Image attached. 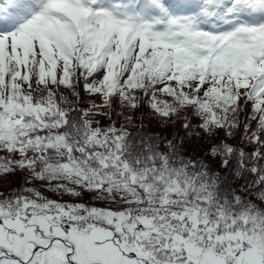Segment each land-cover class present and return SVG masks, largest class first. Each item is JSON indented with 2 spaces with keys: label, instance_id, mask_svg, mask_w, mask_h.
Instances as JSON below:
<instances>
[{
  "label": "snow or ice",
  "instance_id": "obj_1",
  "mask_svg": "<svg viewBox=\"0 0 264 264\" xmlns=\"http://www.w3.org/2000/svg\"><path fill=\"white\" fill-rule=\"evenodd\" d=\"M116 104L223 132L219 170ZM20 173L0 264H264V0H0V177Z\"/></svg>",
  "mask_w": 264,
  "mask_h": 264
},
{
  "label": "rangeland",
  "instance_id": "obj_2",
  "mask_svg": "<svg viewBox=\"0 0 264 264\" xmlns=\"http://www.w3.org/2000/svg\"><path fill=\"white\" fill-rule=\"evenodd\" d=\"M65 95L68 97L70 104L75 102V98L71 97L70 94L65 93ZM91 102H92L91 98L85 95L82 106L86 107ZM95 103L97 104L101 103L98 97L95 99ZM115 111L117 115L114 118L118 120V123L126 124L129 132L139 133L142 129V131H145L151 135H154L155 137H158L160 140H163V141L171 140V141L181 142V141H185L189 137V135H187L188 130L183 127V116L187 115L186 113L182 114L179 119L168 121L165 118H162L156 115L147 106V104L143 105L138 110H132V109L122 110L120 105L116 104ZM122 111H123L124 117H127V116L132 117L131 124H128L126 119L120 117V113ZM101 119L103 123L108 122L107 117H104ZM190 122L193 125L200 123L198 119H192ZM153 129L158 130V132L153 131ZM193 136H195L198 140H201L202 142H205V143H210L213 139H216V138L225 139V135L223 132L219 133L216 137L209 138L206 134L201 133L198 129H194ZM238 142L240 141H237V143ZM207 151L208 149L203 151V153L206 154ZM17 176L24 179L22 181L26 182L23 173L11 175V176H8L7 178L0 177V189H5L6 186L8 185L10 187L15 181H17V179H15ZM86 195H91V194H86ZM64 199H68V197H64Z\"/></svg>",
  "mask_w": 264,
  "mask_h": 264
},
{
  "label": "trees",
  "instance_id": "obj_3",
  "mask_svg": "<svg viewBox=\"0 0 264 264\" xmlns=\"http://www.w3.org/2000/svg\"><path fill=\"white\" fill-rule=\"evenodd\" d=\"M153 131L158 132V130L153 129ZM145 132V131H143ZM151 135V134H150ZM154 139H158L160 140L158 137H155L154 135H151ZM217 139H221V138H216L213 139L210 143H205L202 142L201 140H198L195 136L191 135L189 136L185 141H173L177 147L179 149H182L188 156H194L198 159H203L205 160L207 163H209L211 166H213L214 168H216L217 170H219L218 165L215 164V162L213 160H211L210 158L207 157V153H203V151L207 150L209 148L210 145H212L213 143H215V140ZM223 140V139H221ZM238 140H228L229 143H237ZM240 143V142H238ZM15 179H17V181H15L10 187L9 185L6 186V188H11V187H16L21 183H26V178L25 181H22L24 179L20 178L19 176H17ZM21 179V180H20ZM82 199L87 200L88 199V195H85Z\"/></svg>",
  "mask_w": 264,
  "mask_h": 264
}]
</instances>
